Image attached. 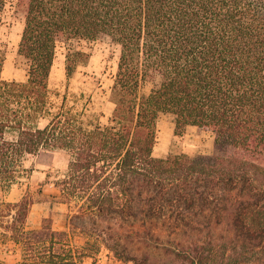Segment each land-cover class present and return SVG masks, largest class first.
I'll return each mask as SVG.
<instances>
[{
  "label": "trees",
  "instance_id": "trees-1",
  "mask_svg": "<svg viewBox=\"0 0 264 264\" xmlns=\"http://www.w3.org/2000/svg\"><path fill=\"white\" fill-rule=\"evenodd\" d=\"M16 8L29 73L5 80L0 53V187L20 183L27 155L66 151L57 184L76 208L69 230L50 218L28 228L33 198L3 202L0 227L23 251L17 264H82L104 248L123 258L130 244L158 248L165 238L171 264H264V0H16ZM104 36L121 47L109 124H86L64 103L41 127L59 44ZM89 58L68 48L69 80ZM162 113L176 117L177 134L213 132L214 153L155 157Z\"/></svg>",
  "mask_w": 264,
  "mask_h": 264
},
{
  "label": "rangeland",
  "instance_id": "rangeland-1",
  "mask_svg": "<svg viewBox=\"0 0 264 264\" xmlns=\"http://www.w3.org/2000/svg\"><path fill=\"white\" fill-rule=\"evenodd\" d=\"M25 26L24 14L17 10L16 0H9L6 9L0 14V53L5 62L2 77L9 81L26 82L28 80V61L19 54V44ZM86 51L89 61L81 63L70 80L66 73V54L68 48ZM121 47L110 37L104 36L94 41L61 42L57 58L51 73L49 99L44 118L39 125L44 127L53 115L66 103V109L80 113L86 124H109L115 104L111 99V90L118 70ZM159 79H151L143 84L142 93L149 94ZM17 134L10 132L9 138ZM215 150L213 132L188 126L182 134L176 133V117L162 113L158 119L157 143L154 156L167 158L171 155L186 154L192 157L211 155ZM66 151H42L36 155H27L23 161L27 171L20 183L9 188L0 187V207L3 202L16 203L25 195L33 198L27 220L28 228L41 227L45 218H50L57 230H69V219L76 209L67 202L58 186L65 178L70 163ZM0 227V262L17 264L22 262L23 251L14 241L4 236ZM75 243L81 244L82 238L75 237ZM158 248H148L147 244L132 248L131 255L126 248L123 258L104 248L96 259L85 258L82 264H171L173 256L166 247H174L173 242L165 238Z\"/></svg>",
  "mask_w": 264,
  "mask_h": 264
}]
</instances>
